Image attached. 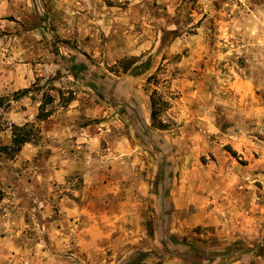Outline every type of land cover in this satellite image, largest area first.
I'll return each mask as SVG.
<instances>
[{"label": "rangeland", "instance_id": "374dc122", "mask_svg": "<svg viewBox=\"0 0 264 264\" xmlns=\"http://www.w3.org/2000/svg\"><path fill=\"white\" fill-rule=\"evenodd\" d=\"M13 125L0 264H264V0H0Z\"/></svg>", "mask_w": 264, "mask_h": 264}, {"label": "trees", "instance_id": "16d2710c", "mask_svg": "<svg viewBox=\"0 0 264 264\" xmlns=\"http://www.w3.org/2000/svg\"><path fill=\"white\" fill-rule=\"evenodd\" d=\"M80 65H76L74 68H79ZM156 82L157 80L153 75L147 77V82ZM27 89H23L21 92L23 93ZM166 106V101L161 98V95L153 89L150 92V125L157 129H162L165 127V124L160 119L159 114L162 109ZM48 116L47 113L37 114V118L45 119ZM35 131L32 130V127H27V125H13L12 128V137L11 142L9 145H1L0 144V151H12L16 152L20 149L21 145L32 141L34 138ZM129 264H135L130 262Z\"/></svg>", "mask_w": 264, "mask_h": 264}, {"label": "crops", "instance_id": "0c3cea01", "mask_svg": "<svg viewBox=\"0 0 264 264\" xmlns=\"http://www.w3.org/2000/svg\"><path fill=\"white\" fill-rule=\"evenodd\" d=\"M93 242L96 243L95 249L94 247L90 248V246L86 243V241L83 240L81 237L75 239L74 241H69L68 243H66V245L69 244L71 246H75L77 250H79L81 254L84 255V258L86 260L96 261L98 259V256L96 255V252H98L96 250V248H98V243L100 242L101 245H104V244L101 241L98 242L97 239H95ZM106 243H107L106 245H109L112 248V251L114 252V254H117V253L120 254L124 252L123 254V257H124V255L128 253L127 248H125L128 246V243H126V241H116L114 239H111V240H107Z\"/></svg>", "mask_w": 264, "mask_h": 264}]
</instances>
